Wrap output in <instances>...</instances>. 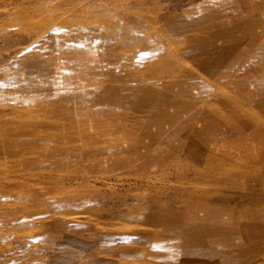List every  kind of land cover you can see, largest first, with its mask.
<instances>
[{
    "label": "rangeland",
    "instance_id": "374dc122",
    "mask_svg": "<svg viewBox=\"0 0 264 264\" xmlns=\"http://www.w3.org/2000/svg\"><path fill=\"white\" fill-rule=\"evenodd\" d=\"M0 264H264V0H0Z\"/></svg>",
    "mask_w": 264,
    "mask_h": 264
},
{
    "label": "bare ground",
    "instance_id": "6f19581e",
    "mask_svg": "<svg viewBox=\"0 0 264 264\" xmlns=\"http://www.w3.org/2000/svg\"><path fill=\"white\" fill-rule=\"evenodd\" d=\"M88 201V200H87Z\"/></svg>",
    "mask_w": 264,
    "mask_h": 264
}]
</instances>
